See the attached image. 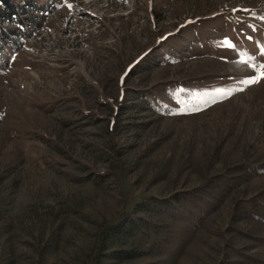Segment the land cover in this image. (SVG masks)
<instances>
[{"label": "rangeland", "instance_id": "1", "mask_svg": "<svg viewBox=\"0 0 264 264\" xmlns=\"http://www.w3.org/2000/svg\"><path fill=\"white\" fill-rule=\"evenodd\" d=\"M16 1L0 264H264V79L242 83L264 65V0ZM154 201L169 219L140 210ZM128 217L154 247L110 261L101 236Z\"/></svg>", "mask_w": 264, "mask_h": 264}, {"label": "trees", "instance_id": "2", "mask_svg": "<svg viewBox=\"0 0 264 264\" xmlns=\"http://www.w3.org/2000/svg\"><path fill=\"white\" fill-rule=\"evenodd\" d=\"M0 8L2 9L0 18L6 16L2 21L8 20V17L20 15L19 10L22 15L26 14L24 9L19 8L16 0H0ZM159 205L160 203L154 201V203L142 205L140 210L169 219L170 216L165 212L169 205L163 207L162 210L160 208V210L154 211L156 207H160ZM155 232H157L155 224L147 223L141 217H128L122 222L112 224L103 232L100 240L101 249L107 252L105 257L110 261L127 262L134 260L150 253L154 247L150 237L157 235Z\"/></svg>", "mask_w": 264, "mask_h": 264}, {"label": "snow or ice", "instance_id": "3", "mask_svg": "<svg viewBox=\"0 0 264 264\" xmlns=\"http://www.w3.org/2000/svg\"><path fill=\"white\" fill-rule=\"evenodd\" d=\"M69 7H71V5L69 4ZM227 44V46L231 47L232 45L230 44V42H225ZM264 65H259L257 66V75L250 77L244 81H242L243 84L245 85H251V84H255L260 82L261 79H264ZM219 92L223 93L224 90H218Z\"/></svg>", "mask_w": 264, "mask_h": 264}]
</instances>
